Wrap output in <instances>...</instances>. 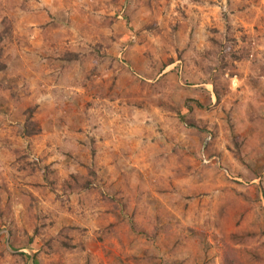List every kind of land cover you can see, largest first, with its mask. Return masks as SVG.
<instances>
[{"label": "rangeland", "instance_id": "rangeland-1", "mask_svg": "<svg viewBox=\"0 0 264 264\" xmlns=\"http://www.w3.org/2000/svg\"><path fill=\"white\" fill-rule=\"evenodd\" d=\"M5 28L0 264H221L245 231L264 255V0H0Z\"/></svg>", "mask_w": 264, "mask_h": 264}, {"label": "trees", "instance_id": "trees-1", "mask_svg": "<svg viewBox=\"0 0 264 264\" xmlns=\"http://www.w3.org/2000/svg\"><path fill=\"white\" fill-rule=\"evenodd\" d=\"M7 36H10V30L5 28L4 31L0 34V41L4 40ZM3 53L4 51L0 50V57ZM212 87L214 96L216 97V101L218 102L220 100L222 91L218 89L215 84H212ZM40 132V127L33 120V110L28 109L26 111L24 123L22 124V136L26 139H29L35 135H38ZM209 134L211 135V133ZM209 145L204 146L205 153H207V151L209 150ZM54 174L55 172L52 169L46 167L44 168L42 175L48 185H55L56 179L55 176H52ZM48 176L51 177L48 178ZM88 182L89 181L87 176L70 174L68 179L61 184V189L64 195L69 196L75 193H80V191L83 189H88L90 187V183ZM262 197L264 198V188L262 189ZM2 216L3 214L0 213V218H2ZM67 231V229H61L58 235L49 238V240L47 241H44L45 248L50 251L53 249L52 243H56L63 249L70 250L71 246L69 243H67V241H69L67 237ZM260 234L264 235V232H261ZM256 237L257 234L252 231L230 234L228 238L229 242L225 244L222 252L221 264H264V255L258 252L256 248L248 246L249 241L251 239H256ZM236 246L242 247L235 248ZM20 256H24V254L21 253Z\"/></svg>", "mask_w": 264, "mask_h": 264}, {"label": "built area", "instance_id": "built-area-1", "mask_svg": "<svg viewBox=\"0 0 264 264\" xmlns=\"http://www.w3.org/2000/svg\"><path fill=\"white\" fill-rule=\"evenodd\" d=\"M212 141V138H211V135L210 134H207L206 137H205V143H204V146L207 145V143L211 142ZM204 146H202V152H201V163L204 164V165H208L211 163V159L208 158L203 152H204Z\"/></svg>", "mask_w": 264, "mask_h": 264}, {"label": "crops", "instance_id": "crops-1", "mask_svg": "<svg viewBox=\"0 0 264 264\" xmlns=\"http://www.w3.org/2000/svg\"><path fill=\"white\" fill-rule=\"evenodd\" d=\"M174 65H175V63H174V64H170V65H166L165 69L168 70L171 66H174ZM206 86H207V85H206ZM208 86H209V85H208ZM207 95H208V94H207ZM202 98H206L203 92H202L201 95H198V97L196 98V100L198 101V103H199V105H200V106H198V108H199L200 110H201V104H203L202 101H201ZM209 99H210V100H209L210 103H213V102H214V101H213V99H214L213 97H210ZM214 100H215V99H214Z\"/></svg>", "mask_w": 264, "mask_h": 264}]
</instances>
